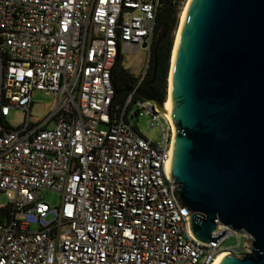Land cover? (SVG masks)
Masks as SVG:
<instances>
[{
	"label": "built area",
	"instance_id": "built-area-1",
	"mask_svg": "<svg viewBox=\"0 0 264 264\" xmlns=\"http://www.w3.org/2000/svg\"><path fill=\"white\" fill-rule=\"evenodd\" d=\"M158 3L0 0V264H212L243 254L221 246L235 233L222 225L215 243L193 237L172 194L173 125L135 93ZM142 44L146 65L117 113L111 69ZM34 91L55 99L40 122L30 114ZM11 110L21 112L15 125ZM141 111L162 129L159 144L130 124ZM44 192L61 201L42 202Z\"/></svg>",
	"mask_w": 264,
	"mask_h": 264
},
{
	"label": "water",
	"instance_id": "water-1",
	"mask_svg": "<svg viewBox=\"0 0 264 264\" xmlns=\"http://www.w3.org/2000/svg\"><path fill=\"white\" fill-rule=\"evenodd\" d=\"M170 69L172 194L197 241L248 236L219 264H264V0H189ZM154 75L135 93L161 108Z\"/></svg>",
	"mask_w": 264,
	"mask_h": 264
},
{
	"label": "trees",
	"instance_id": "trees-1",
	"mask_svg": "<svg viewBox=\"0 0 264 264\" xmlns=\"http://www.w3.org/2000/svg\"><path fill=\"white\" fill-rule=\"evenodd\" d=\"M185 0H158V8L156 11L153 40L150 47L149 59L145 77L140 85L152 79L153 69L155 66V75L151 84L152 89L164 101L167 96L168 74L170 69L171 51L173 47L174 32L177 28L178 14L182 3ZM5 61V54L0 52ZM111 82L115 91L111 107L117 108V113L122 109L124 102L128 96L126 89H132L137 81V75H134L122 64V57L113 65L110 72ZM139 99L134 96L132 103L128 106V110Z\"/></svg>",
	"mask_w": 264,
	"mask_h": 264
},
{
	"label": "rangeland",
	"instance_id": "rangeland-1",
	"mask_svg": "<svg viewBox=\"0 0 264 264\" xmlns=\"http://www.w3.org/2000/svg\"><path fill=\"white\" fill-rule=\"evenodd\" d=\"M186 2L187 0H185L182 3L178 14V23H177V28L174 32V40L180 22V15L186 5ZM174 40H173V44H174ZM121 57H122L123 66L129 69V71L134 75L140 73L146 65L147 57L145 55V50H143L141 47H139L135 53L124 54ZM31 100L33 103L30 114L35 122H40L41 120H43L50 113L55 103V99L53 96L45 95V93L41 91H34L32 93ZM20 120H21V112L17 110H11L7 117V121L10 124L15 125ZM150 121L151 118L146 114L145 111H141L138 116H131L129 119L130 124L135 126L141 135H143L150 142L159 144L162 140L163 131L156 121H154L153 123L154 126L151 127ZM161 125L165 133L168 135V125L165 123L163 119H161ZM99 129H106V127L100 126ZM1 201H3L2 197H1ZM41 201L50 206L52 205L57 206L61 201V196L60 194L55 192H44L41 194ZM245 242H246L245 236L241 233L235 232L234 234L230 233L226 237V239L222 242L221 246L222 247L234 246L238 244V246L242 250V253H246L248 252V249L245 248Z\"/></svg>",
	"mask_w": 264,
	"mask_h": 264
},
{
	"label": "bare ground",
	"instance_id": "bare-ground-1",
	"mask_svg": "<svg viewBox=\"0 0 264 264\" xmlns=\"http://www.w3.org/2000/svg\"><path fill=\"white\" fill-rule=\"evenodd\" d=\"M188 3H189V0H187L186 5H185V7H184V9H183V11H182V13L180 15V22H179L177 33H176V36H175L173 49H172V54H171V68H172V64H173V61H174V57H175V52H176L177 42H178V38H179V33H180V30H181V25H182V22H183V19H184L186 10H187ZM170 83H171V69H170L169 74H168L167 98H165L161 108H157V109L159 111L163 112L165 114V116L168 118V120L172 123L171 115H170L171 114ZM172 125H173V123H172ZM169 172H170V169H169ZM224 256L225 255L222 254V253L218 254L212 264H219Z\"/></svg>",
	"mask_w": 264,
	"mask_h": 264
}]
</instances>
